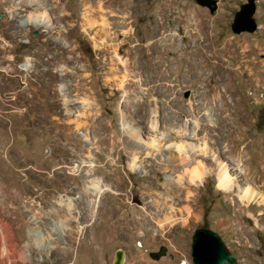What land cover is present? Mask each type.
<instances>
[{
  "label": "rangeland",
  "instance_id": "rangeland-1",
  "mask_svg": "<svg viewBox=\"0 0 264 264\" xmlns=\"http://www.w3.org/2000/svg\"><path fill=\"white\" fill-rule=\"evenodd\" d=\"M55 1L61 13L71 14L68 19L54 21L50 9L45 15L51 33L37 27L19 33L5 16L10 5L0 0V264H112L120 249L124 264H194L192 237L202 227L220 234L238 264H264V0H257V31L239 34L232 23L247 0H217L215 12L197 0ZM28 35L32 43L23 42ZM96 37L107 45L98 47ZM155 40L161 47L173 43L170 78L154 77L144 58ZM55 43L75 58H62L57 66L75 71L77 79L50 78L45 60L56 52ZM184 48L189 63L177 69ZM28 58L34 80L20 68ZM218 61L222 66L214 69ZM118 64H128L131 72L111 74ZM96 72L101 76L93 81ZM126 74L133 86L114 78ZM86 79L91 83L83 86ZM225 84L231 111L217 94ZM208 90L209 103L203 95ZM68 99L76 103L66 105ZM182 106L200 111L191 116L190 141L207 175L193 190L200 193L197 204L171 198L173 208L162 214L152 198L159 202L175 192L163 185V169L150 171L143 157L133 159L128 150L135 141L127 130L140 118L155 124L138 142L150 150L167 132L156 110L173 115ZM72 131L76 138L68 135ZM204 146L207 155L200 151ZM221 162L235 178L231 191L218 185ZM111 168L119 170L115 181ZM172 177L180 180L183 173ZM247 185L259 193L258 201L245 204L239 197ZM68 202L72 207L65 211ZM95 214V221L80 222ZM54 219L63 223L60 235ZM161 246L167 254L154 259L151 252Z\"/></svg>",
  "mask_w": 264,
  "mask_h": 264
},
{
  "label": "bare ground",
  "instance_id": "bare-ground-1",
  "mask_svg": "<svg viewBox=\"0 0 264 264\" xmlns=\"http://www.w3.org/2000/svg\"><path fill=\"white\" fill-rule=\"evenodd\" d=\"M2 2L6 5L7 4L10 5L9 11H6L5 16L8 17L9 20H11V22H10L11 28L18 30L19 33L20 32L21 33H27L29 27L30 28H32V27L41 28L42 33H51L52 29L54 27H52V25H49V23L46 20V15H45L47 13V11L50 9L54 13V21H58V20L63 19V18L68 19V17H70L69 15H71V14L66 13L65 11L63 13H61L60 2L55 1V0H19L17 3H15L16 2L15 0H2ZM24 11H26L28 14H23ZM37 13H40L41 16H39ZM74 15L76 16V15H78V13H74L73 16ZM1 20H4V19L2 18ZM103 21H104V23L108 22L106 19H104ZM103 30L106 31L107 30L106 27L103 26L102 31ZM150 36H151V38H154L155 32L150 33ZM27 37L28 38L24 39L23 42L32 43V39L29 37V35ZM97 38L98 37H96V43L98 44V47H101V45H102V47H103V45L105 47L107 45L106 41H104L103 39H97ZM138 40L142 41L141 39H138ZM54 41L57 42L58 40H54ZM46 42H49L48 39H46ZM53 48L55 49L56 52H53L52 55L47 57V59L45 60L46 64H48V66H50L48 69V74L50 75V78L52 79V81L57 80L58 78H61V80H64L65 77L68 76V74H71L73 79H77L78 75L76 74L75 71H70L67 69H60L57 66L59 64L58 62L62 58L66 59L68 62H72V63L75 62V58L73 56H68L67 55V53H68L67 48L61 47L59 43H55V46ZM115 50L117 53H120L122 51V48H121V46H118ZM146 50L147 51H144V58H146L147 65H148L149 69L151 70V72L153 73L154 77H156L158 80L166 79L168 77L170 78L172 76V73H170V75H169L168 71L170 69L171 70L173 69V65L170 62L169 57L175 56L173 43L172 42L170 44L167 43V45H165L164 47H161L158 44V41L155 40V41H152L150 44L147 45ZM183 51L184 52L181 55V59L179 60V63H176L177 69H180V67H182V65L186 61H187V64L189 63V60L187 59L188 57L186 55L187 49L184 48ZM128 55L132 57V55H134L133 51H129ZM183 59H186V60L183 61ZM32 61H33V59L28 58L26 60V62L21 64L20 68L28 71V73H30V76L33 79V76L35 73H34V69H33L34 68V62H32ZM137 63L139 64L138 60L136 62H134V64H136V66H137ZM220 63H221L220 61L215 62L213 65V68L214 69L220 68L222 66V64H220ZM102 66H104V64L100 65L101 68H102ZM35 67H37V66L35 65ZM78 67L79 66L74 67V68H78ZM124 70H127L128 72L130 71L128 64H123L122 66L119 65V66H116L115 68H111L110 73L115 74V73L122 72ZM188 72H189V70H188ZM125 73H126V71H125ZM99 75L101 76L100 73H97V72L95 74L93 73V75H92L93 81H96L98 79ZM195 75L197 76V74H195ZM128 76L129 75L126 74V75H123L122 77L115 76L114 78L120 80L121 84H123V85H125V83H126L127 86H131V85L133 86V84L135 82L132 80L128 82V79H129ZM83 82H85V83H83V86H86L87 84L91 83L87 79H86V81L83 80ZM217 89L218 88H215V91H218ZM228 91H231V88L228 84H225V87L224 88L221 87V90L217 94H219L218 97H221V100L222 99L224 100L223 106L225 105V107H226V105H227L228 106L227 109H230V111H231L230 102L226 99V93ZM209 93H210V90L204 92L203 95L206 99H207L208 95H210ZM216 99H217V97H216ZM214 100H215V98H214ZM212 101H213V99H212ZM212 101H210L209 98L207 99V103L212 102ZM75 103H76V99H68L66 101V105H73ZM122 103L125 106L129 105L127 101H123ZM142 104H144V101L142 102ZM200 105L198 106L199 110H200V108H202V107H200ZM218 106H219V104H218ZM78 111H80V110L76 109L75 112H73V113L70 112V113L75 114ZM156 112L158 113V117H159V120L161 121V123H162V120L165 122V124L162 126L163 129H165V131H167L165 133L166 135L164 136V138L163 137L161 138L162 140H161V142H159V144H157V143L152 144L151 145L152 147L150 150L144 151L142 149V146L140 147V145L138 144L139 140L142 139V137L144 136L145 133L154 132L153 130L157 126L155 124L147 125L145 122L146 118H140L139 120H135V122H133V127H131V129H129L130 131L127 130L128 133L131 132L130 134L132 135V136L128 135V137H131L135 141V142L131 143V146L129 147L128 152L133 155L134 160H138V159H141L143 157V161L146 162V165L150 168V171H155V169L158 167L163 169L164 179H165L163 185H166V187L170 191H174L175 195L173 197H171V195L169 193L162 194L161 199H163V200L159 201L160 203L155 198H152L151 202H153V204H155L156 207L158 208V211L160 213H162V212H165L167 208H173V206L168 204L170 201H172L171 198H173L174 201H182V198H184L191 204H197L199 197H200V193L199 192L193 193V190L198 191L199 185H201V183L206 178L207 170L205 168L204 169L201 168L202 167L201 162L197 160L198 154L193 152V150L197 146H196V144H193L190 141L192 139V136L190 135L191 134L190 129L193 127V121L191 119V116H194V117L196 116V118H198L197 116H198V113L200 111L197 112L195 109H193L191 111V109H188L187 107L182 106L180 108V110L178 112H175L173 115H168V114L162 113L161 108L157 109ZM196 120H198V119H196ZM144 122H145V124H144ZM199 123H198V125H199ZM62 127H65L64 123L61 124L60 128H62ZM126 128H129V127H126ZM207 128H208V126L206 125V123L204 124V122H203V125L201 126V130L204 131ZM68 135L70 136V138H74L75 133L72 131V132H69ZM75 138H76V136H75ZM126 140H128V138ZM76 145H77V143H76ZM78 145H79V143H78ZM206 149H207V147L204 146L203 148L202 147L200 148V151L207 155L208 150H206ZM174 151L179 154L178 157H176V155H174L175 154ZM76 154H77V152H75V155ZM212 157L214 160L216 159V155L212 156ZM116 163L117 162H114L113 160L111 161V164L114 166L116 165ZM195 163H196V165H194ZM204 165H205V163H203V166ZM96 167H97V165H96ZM131 168L136 170V171L138 170L137 165L134 163H133ZM64 169H65L64 166H62V167H59L58 170L64 171ZM176 172H182L183 173V177L180 180H175L172 177V175H174ZM62 174H64V172H62ZM108 174H109V177L112 178L114 181H115L114 178H116V180H117V177H120L119 170L117 168H111L109 170ZM234 179H235L234 177L230 176L226 165L223 164V162H221V165H220L219 171H218V185H219V187L221 189L226 190V191H231L233 188V185H234ZM121 183H122V185H124V183L120 181V184ZM149 184H151V183L148 182V185ZM168 186H170V187H168ZM185 194H187V197H185ZM258 195H259V193L257 191L253 190L250 185H247L241 191V193L239 194V197L246 202L245 204H250L251 201L257 200ZM262 200L264 201V199H262ZM71 207L72 206H70V202L65 203L63 205V208L65 209V211ZM157 208L155 210H157ZM98 210L99 209L95 210V211H97L96 213H98ZM96 216H97V214H95L94 216H89V217H81L80 222H83V221H86V222L88 221V223L93 222V221H95ZM141 216H140V218H141ZM74 217L75 216H71L72 219ZM151 218L154 220L155 216H153ZM54 222H55V225L57 228V235H60L64 231V228L62 226L63 223L61 224V221L60 220L56 221V219H54ZM11 236H12V234H11ZM44 237L46 239L48 237L51 238V235L49 233H47V236H44ZM0 239H1V235H0Z\"/></svg>",
  "mask_w": 264,
  "mask_h": 264
},
{
  "label": "water",
  "instance_id": "water-1",
  "mask_svg": "<svg viewBox=\"0 0 264 264\" xmlns=\"http://www.w3.org/2000/svg\"><path fill=\"white\" fill-rule=\"evenodd\" d=\"M203 6L215 12L218 8L217 0H197ZM257 0H247L241 8L235 12L232 30L235 33H253L259 28L255 14ZM0 14V18H1ZM36 33V31H35ZM191 245V255L194 264H238L236 255L229 249L220 234L210 228L202 227L195 230ZM167 246H161L159 251L151 252L154 259H160L166 255ZM126 253L120 249L116 252L112 264H124Z\"/></svg>",
  "mask_w": 264,
  "mask_h": 264
}]
</instances>
